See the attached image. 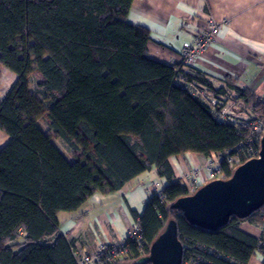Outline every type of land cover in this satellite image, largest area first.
Listing matches in <instances>:
<instances>
[{
    "label": "trees",
    "instance_id": "obj_1",
    "mask_svg": "<svg viewBox=\"0 0 264 264\" xmlns=\"http://www.w3.org/2000/svg\"><path fill=\"white\" fill-rule=\"evenodd\" d=\"M131 4L0 0V69L17 77L0 99V131L9 138L0 149V264H77L57 214L75 212L94 194L116 192L152 169L166 185L140 215L131 212L139 240L126 237L128 256L110 264H149L136 261L170 219L181 264H248L256 252L264 256V205L214 231L194 226L170 204L196 189L189 192L169 164L187 152L214 153L221 178H229L228 160L246 147L249 123L264 127L262 94L229 78L214 87L192 66L151 59L148 29L126 21ZM182 81L237 101L238 122H217ZM242 221L260 227V237L244 233Z\"/></svg>",
    "mask_w": 264,
    "mask_h": 264
},
{
    "label": "crops",
    "instance_id": "obj_2",
    "mask_svg": "<svg viewBox=\"0 0 264 264\" xmlns=\"http://www.w3.org/2000/svg\"><path fill=\"white\" fill-rule=\"evenodd\" d=\"M129 9L126 21L147 28L150 34L147 56L167 64L178 63L182 42L191 41L213 20L219 24L215 40L192 67L204 73L214 87L229 78L256 93L263 89L264 0H132ZM8 140L0 131V149ZM52 142L67 157L63 144L57 138ZM206 160L187 152L170 157L169 164L173 176L189 188L186 174L194 171L197 180L207 178ZM165 185L166 180L154 169L146 171L116 192L94 194L75 212L58 213V229L79 254L92 252L98 242L122 240L137 224L131 212L140 215L148 197ZM239 228L256 238L262 233L260 227L247 221ZM248 264H264L263 254L256 252Z\"/></svg>",
    "mask_w": 264,
    "mask_h": 264
},
{
    "label": "water",
    "instance_id": "obj_3",
    "mask_svg": "<svg viewBox=\"0 0 264 264\" xmlns=\"http://www.w3.org/2000/svg\"><path fill=\"white\" fill-rule=\"evenodd\" d=\"M258 157L237 165L227 179H212L193 193L175 199L171 209L179 211L194 226L217 230L231 216L244 219L264 205V131ZM174 219L154 238L148 254L136 262L149 264H181L182 244Z\"/></svg>",
    "mask_w": 264,
    "mask_h": 264
},
{
    "label": "built area",
    "instance_id": "obj_4",
    "mask_svg": "<svg viewBox=\"0 0 264 264\" xmlns=\"http://www.w3.org/2000/svg\"><path fill=\"white\" fill-rule=\"evenodd\" d=\"M219 24L213 20L209 21L206 29H202L197 33L191 41L182 42L180 49V63L182 67L187 68L192 66L200 53H203L211 43L214 42L215 37L218 33ZM183 86L187 91L198 96L203 102H206L210 107V114H212L213 119L221 123H236L238 122L237 113L239 110V105L237 101L229 98L225 94H213L210 90L204 87L196 86L193 82L182 81ZM264 99V93L262 94ZM233 100V101H232ZM250 124V134L247 135L246 147L243 148L242 145L239 146L240 155L233 156L229 158L231 167L234 169L238 164L239 156L246 161L251 158L258 157L260 139L264 131V127L258 122H252ZM207 169L209 170L211 176L216 178H221V170L219 168V158L214 153H211L209 158H207ZM196 188V187H194ZM161 191L157 192L160 193ZM139 227L137 224H133L132 228L127 232L126 237L139 240ZM118 240L117 242H98L95 246V250L90 253L79 254L73 251L77 257V264H110L122 260L128 256V250L125 246V239Z\"/></svg>",
    "mask_w": 264,
    "mask_h": 264
},
{
    "label": "rangeland",
    "instance_id": "obj_5",
    "mask_svg": "<svg viewBox=\"0 0 264 264\" xmlns=\"http://www.w3.org/2000/svg\"><path fill=\"white\" fill-rule=\"evenodd\" d=\"M16 81H17V77H16L15 74H13L11 71H9L6 68L2 67L0 69V99L4 98L7 94L12 92V90L16 86ZM263 92H264V85H263V89L260 90V93H258V94L261 95V94H263ZM242 119H248V117L246 115H244V116H242ZM39 125L43 128L42 124L39 123ZM206 161H208V160H206ZM206 166H207V162H206ZM192 172H193V174L189 173L188 175L186 174L185 177H184L185 180H186V183H187V185L189 187L188 188L189 192H193V190L197 189V188L193 187L194 185L196 186L199 183H201L203 185V183H206L208 180L214 179L211 176L209 170H208V173H207L208 174L207 178L203 179L204 177H202V178L200 177V178H198L199 180H197V177H196L197 175H195L196 173L194 171H192ZM193 178L194 179L196 178V180L193 181Z\"/></svg>",
    "mask_w": 264,
    "mask_h": 264
}]
</instances>
